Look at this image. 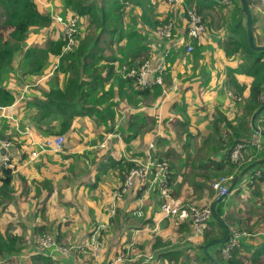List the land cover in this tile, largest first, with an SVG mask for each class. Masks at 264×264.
Returning a JSON list of instances; mask_svg holds the SVG:
<instances>
[{"label": "crops", "instance_id": "0c3cea01", "mask_svg": "<svg viewBox=\"0 0 264 264\" xmlns=\"http://www.w3.org/2000/svg\"><path fill=\"white\" fill-rule=\"evenodd\" d=\"M36 1L41 6L40 9L44 8L49 12L52 23L42 30L28 28L21 51L11 65L3 70L0 77V89L11 92L15 98L10 106L5 107L4 116L0 118V131L4 133V139L10 142L7 152L11 154L12 164L10 199L0 202V233L14 241L17 252L11 258L13 261L20 260V263H23L32 256H45L54 264L65 260L68 261L67 264H91L79 261L80 256L87 257L82 254H88L96 263L101 259L103 252L99 256L95 254L90 241L86 238L87 232L77 241L74 239L69 243H61L60 239L72 223L85 224L88 227L104 223L106 228L101 230L104 232L101 246L109 253L116 251L120 246L125 248V259L131 260V264H141L142 262L138 261L139 257L147 264H168L165 256L156 257L155 253L152 254L148 244L155 236H159L164 241L173 240L177 242L174 246H179L181 242L178 232L183 229V223L180 230L177 231L175 227L185 217L178 214V217L174 216L175 221L170 217L162 218L154 186L147 189V184H142L140 188L135 185L132 190L116 198L119 213L117 217L105 216L102 205L112 202L118 186L121 185L117 163L121 159L132 161L136 166L143 163L148 156V145L152 140L156 152L167 160L165 162L169 169L170 195L177 210L182 209L183 204L206 205L214 200L213 192L205 186L206 175L211 180L232 174L234 179L231 191L239 186L243 178L240 174L241 168L227 173L223 152L210 153L209 157L199 155L207 154L206 148L212 145L208 140L212 135V118L217 115L221 119L220 115H223L227 121H231L225 111L233 107L235 114L240 112L244 97L248 94V88H245L237 99L229 97L231 96L229 92L236 93V90L228 79L227 70L238 63L226 57L223 52L230 34L229 14L234 5L240 6L239 0L222 3L225 6H222L219 0H204L201 16L205 18L206 34L202 41L191 42L193 50L189 53L185 51V46L181 42L187 41L185 12L191 8L185 0L173 5L168 4L167 0L166 2L129 0L130 8L133 7L132 3H138L131 14L124 16L123 21L126 25L130 24L132 20L130 17L134 16L139 31L147 32L150 29L147 23L142 21L141 16L137 15L143 9L145 17L152 21H161L167 10L172 15L168 21L173 24L169 39H162L156 35L155 37L159 38L157 40L148 35L143 43L148 49L145 53L146 59L153 66L158 65L160 55L169 50L163 85H156L161 87L160 96L151 102L141 101L140 107L134 109L130 108L123 98L114 96L110 98L116 103L110 108L114 113L112 121L104 124L101 118L94 115L76 117L70 132L65 136L61 152L55 153L46 149L40 151L37 158L26 162L30 152L47 137L45 129L54 131L59 129L58 121L49 119L41 123L39 130L35 129L32 123L35 109L29 105L33 99L40 98L42 93L48 92L51 87H63L64 80L55 70L56 60L50 61L47 64L48 68L43 69L41 73L29 74L24 61L25 52L34 46L44 48L50 39H58L62 35V23L68 19L76 17L79 33L84 32L88 24L86 14L70 16L72 12L70 10L66 12L64 0ZM96 1L97 4H101L95 7L96 15H99L103 0ZM93 2L95 3V0H87V3ZM151 9L154 11L151 12ZM261 9L259 5L250 9L254 18V29L264 28V9ZM4 19L5 12L0 6V26ZM2 35L7 37V32L2 31ZM102 37L108 41L106 34ZM122 41L125 42L124 39ZM120 44L122 48L127 46L126 42ZM109 49L117 51L115 44ZM108 52L107 50L105 55H108ZM143 56L142 54L136 57V62L143 63ZM219 68L226 69L225 77L221 76ZM236 82L248 86L250 79L237 75ZM235 101H239L237 106ZM128 114L129 117L134 115L138 118V124L132 122V130L137 131L136 135L129 134ZM263 116L264 110L255 120V130L259 128L256 125L258 118ZM147 128L150 130L146 131ZM25 129L29 130L26 135L22 133ZM14 133L17 137H10ZM216 137L214 135V138ZM8 138H15L14 143ZM261 142L264 145L262 134ZM219 165L223 167L221 172L214 171L213 168ZM254 167L258 168L256 164L251 168ZM20 211L26 213V217H22ZM65 211L69 212L68 217L64 216ZM77 211L81 216L77 215ZM183 213L185 214V211ZM173 225L174 228L171 230ZM153 226L158 227L152 231ZM106 230L112 232L115 238L108 239ZM45 231L49 236L56 237L57 244L67 246L72 244L76 247L82 245L83 251L72 248L73 252L68 256L59 255L58 260H52L49 257L50 249H43L38 243ZM83 242L87 243L84 245ZM19 250L21 252L16 256Z\"/></svg>", "mask_w": 264, "mask_h": 264}, {"label": "trees", "instance_id": "16d2710c", "mask_svg": "<svg viewBox=\"0 0 264 264\" xmlns=\"http://www.w3.org/2000/svg\"><path fill=\"white\" fill-rule=\"evenodd\" d=\"M164 1L166 2V0ZM185 1L191 8L194 7L197 10L202 22L205 24V18L201 16V8H204V0ZM64 2L66 12L67 10L72 12L70 16H82L83 14L88 16V19L86 18L88 24L84 32L79 33L77 31V46L71 51H63L66 38L60 35L56 40L50 39L44 48H36V46L29 48L25 52L24 61L28 66L27 72L29 74H39L43 69L48 68L47 64L50 61L56 60L55 70L63 77V87H51L48 92L42 93L40 98L33 99L29 106L35 109L32 121L35 129L39 130L44 120L58 121L59 129L57 131L45 129L44 133L47 137L62 135L66 139L65 136L70 132L72 123L76 117H83L85 115L91 117L94 115L95 117L101 118L104 124L107 121H112L114 113L110 108L116 103H113L110 98H114V96L123 98L132 109L140 107L141 101L151 102L160 96V86L140 87L136 84L134 78L118 74L117 68L115 69L113 63L118 60L122 62L120 63L121 65L126 66L127 71L130 69L137 70L142 61L136 62L135 58L142 54L145 56V53L148 52L147 47L143 44L147 40L148 35H151L150 38L153 37L159 40V38L155 37L157 29L171 20L172 15L167 10V13L161 21H152L145 17L144 9L140 13H137L138 17L141 16L142 21L146 22L150 27L147 31L149 33H147L143 30H138L139 27H136L134 16L130 17L132 19L130 24L126 25L123 21L124 16L131 14L138 2L132 3L133 7L130 8L129 0H103L99 15H96L95 7L97 8L101 4H97L96 0L95 3H87V0H64ZM247 2L250 9L259 4L257 0H247ZM38 4L36 0H0V6L5 12L4 22L0 26V77L3 70L11 65L16 55L21 51L28 28L42 30L51 25L52 19L49 12L44 8L40 9L41 6ZM153 11L151 9V12ZM251 18L254 42L256 36L253 31V14H251ZM228 28L230 29V34L228 35L223 52L226 57L238 63L235 67L230 66L228 68V79L235 87L236 95L239 96L242 94L245 88H248V94L244 97L245 99L241 105V110L237 114L238 118L234 117L231 121H227L223 115H220L221 119L217 115L212 118V135L208 138L212 145L206 148L205 152L207 154H199L200 156L205 155L209 157L210 153L223 152L227 173L236 170V165L232 164L229 160L230 149L238 142H248L252 139V135L255 133V120L262 110H264V50H253L249 46L247 42L245 16L239 5L232 7L229 14ZM2 31L7 32V37L2 35ZM103 34H106L108 41L102 37ZM123 39L127 45L125 48H122V44H120H125L122 41ZM113 44L116 45L117 51H111L109 55H105L106 51ZM144 56L143 61L147 60V56L145 58ZM237 75H243L249 78L250 83L248 86L237 83ZM106 83H108L107 87H105ZM14 100L15 98L11 92L0 89V106H10ZM259 109H261L259 114L254 117L251 124V118ZM127 119L129 134L136 135L137 131L132 130V122L134 121L138 124V118L134 115L129 117L128 114ZM233 121L235 125L232 124ZM219 123H222L223 130L220 129ZM257 125L264 127V124L261 123H257ZM258 129L261 130L259 140L263 145L261 142V134L264 137V128ZM148 130L150 129L147 128L146 131ZM214 135L217 137L214 138ZM222 135H225V137L222 138ZM10 137H17V135L14 133ZM4 138V133L0 131V139L6 140ZM10 140L14 143L15 138H11ZM247 150L248 156L245 157L247 162L243 163L240 169L242 171L240 174L243 178L239 186L245 179H250L252 182L247 184L245 188L236 191H231V189V195L229 194L226 202L225 200L227 198L224 199L223 197L217 201H214V199L212 202L206 204L211 207L212 212L207 222V227L201 236L202 241L198 244L194 241H189L187 246L182 247L181 245L183 244L174 246V244L164 241L161 237L155 236L152 242L148 244L152 254L155 253L156 257L165 256L168 264H243L244 255L249 254L250 256H247L245 259L250 264H257L258 258L264 255V192L260 190L264 187V149L258 150L256 146L250 145ZM156 151L155 146L156 157L160 161H165L166 159H163L162 154ZM254 164L258 168L254 167L252 169L251 167ZM134 166H136L134 162L124 159H121L117 163L121 185ZM221 169L223 167L220 165L213 168L216 172H221ZM256 170L260 171L258 175H255ZM213 175H216V173H213ZM204 179L206 189L209 188L212 191L211 183L215 178L210 180L206 175ZM11 181L12 172L10 168L0 169L1 203L10 199ZM120 186H118L117 191ZM245 189H248V193L250 192L249 196L258 198L254 200V198L247 197L246 201L251 200L247 209H243L244 205L238 202L237 196L242 191H246ZM157 196L159 199L158 192ZM234 200L236 201L237 207L234 211L228 210ZM225 207L227 209H224ZM189 208L190 206H185L176 212L174 211L175 213L172 212L168 215H164L159 208V214H161L162 218L170 217L174 221V216L178 217V214L180 217H185L179 221L181 223L175 228H177V231L180 230V225L183 223V229L178 232V235L185 234L192 236L193 232L189 219ZM102 209L105 216H108V210L106 208ZM117 209L115 208V217L119 215ZM183 211H185L186 215ZM239 214L245 215L243 220ZM252 217H255L253 223L251 221ZM154 221L153 223H155ZM98 224H95V226ZM158 226H153L152 231L157 229ZM233 227L244 231L246 236L240 241L238 240V245L233 247L229 252V257L224 259L221 255L220 248H223L224 243L228 239L230 228ZM103 233L100 231L98 235L97 239L100 242L103 240ZM257 235H261L259 240L256 238ZM53 238L55 239L56 237ZM211 248L212 251H210ZM16 252L17 249L14 241L0 233V258H7L5 264H11L13 262L11 256ZM20 252L19 250L16 256ZM67 263L68 261L65 260L62 263L55 264ZM20 264L54 263L45 256H32L31 259L29 258L28 261Z\"/></svg>", "mask_w": 264, "mask_h": 264}, {"label": "built area", "instance_id": "2783aa9c", "mask_svg": "<svg viewBox=\"0 0 264 264\" xmlns=\"http://www.w3.org/2000/svg\"><path fill=\"white\" fill-rule=\"evenodd\" d=\"M229 0H219L221 4H227ZM264 3V0H262ZM168 4H177L180 0H167ZM187 16V27H186V38L187 41L181 40L185 46V51L187 53L193 50L192 41L200 42L203 40L206 34V26L202 22V19L198 12L194 8H189L186 11ZM63 30L62 36L66 38V43L63 48V51H71L75 46H77L76 34L78 33L76 17L66 20L62 23ZM173 30V24L167 22L156 32V35L162 39H169L171 37ZM169 50H166L163 54L160 55L159 64L153 66L152 63L148 60L144 61L137 70L125 69V74L123 76L134 78L138 86L152 87L156 85H163V78L166 74V60L168 57ZM127 71V73H126ZM5 107L0 106V118L4 116ZM257 123L264 124V116L258 118ZM261 130H255V135L257 139L252 140L250 145L256 146L258 150L262 149L259 136ZM65 143V138L62 135L45 137L42 139L39 144L30 152L29 157L26 162L32 161L37 158L40 154V151L51 150L52 152L58 153L61 152ZM10 146L8 140L0 139V149L3 150V153H0V169L11 168V154L7 152V149ZM247 149V142H238L236 143L229 152V160L232 164L236 165V170H239L243 163L245 162V157H243L244 151ZM148 156L146 160L137 164V166L131 168L128 175L125 177L122 185L115 193V196L119 197L124 193L132 190L135 185L137 188H140L142 184H147V189L151 186H154L159 195L160 200V210L164 215H168L177 210L175 201L170 195V185H169V169L165 161H160L155 156V145L152 140L148 145ZM260 171L256 170L255 175H258ZM234 176L232 174L222 175L211 183V189L214 194L215 201L226 197L230 194L231 183L233 182ZM246 184L251 183L252 181L246 180ZM115 201V197H114ZM114 207H112L108 212V217L114 216ZM211 207L209 205L202 206H190L189 208V219L191 221V227L193 235L191 238H196L202 236L203 232L207 227V222L211 216ZM105 229L104 223L98 224L96 230L101 231ZM96 231V232H97ZM246 236L244 231H240L237 228H230L229 236L227 241L224 243L223 248H220L221 255L224 259L229 257L230 250L237 246L239 241ZM51 237V236H49ZM52 238V237H51ZM50 238V239H51ZM52 240V239H51ZM239 240V241H238ZM41 245L45 249H50L49 257L56 261L55 258L59 257L60 252L56 251L55 245L47 238H42L40 240ZM92 248L97 255L101 249V242L98 239L91 241ZM58 260V259H57ZM6 258H0V264H5ZM16 264H20V260H14ZM13 261V262H14Z\"/></svg>", "mask_w": 264, "mask_h": 264}, {"label": "rangeland", "instance_id": "374dc122", "mask_svg": "<svg viewBox=\"0 0 264 264\" xmlns=\"http://www.w3.org/2000/svg\"><path fill=\"white\" fill-rule=\"evenodd\" d=\"M258 1V5L260 6V8H262V9H264V3H263V1L262 0H257ZM261 9V10H262ZM263 12H264V10H263ZM254 32H255V36H256V39L254 40V43L256 44V45H258V46H264V28H262V29H260V28H255L254 29ZM108 55L111 53V50L110 49H108ZM117 63L115 64V63H113V65L115 66V69L117 68V71H118V74H120V75H122L123 74V72L125 71V69H126V66H124V65H121L120 63H122V62H119V61H116ZM121 65V66H120ZM226 67V66H225ZM225 67H223V68H225ZM223 68H219V73L221 74V76L222 77H225V73H226V69H224L223 70ZM108 86V83H106L105 84V87H107ZM229 95H231V96H229V97H232V98H238L239 96L238 95H236L233 91H231V92H229ZM241 98V97H240ZM238 102L239 101H235V103H236V106L238 105ZM263 108V107H262ZM261 108V109H262ZM261 109H259V110H261ZM259 110H258V112H259ZM257 112V111H256ZM255 112V113H256ZM225 113L228 115V119H233L234 117H237L238 118V116H237V114H235V110L233 109V107H232V109H229V110H227V111H225ZM235 121V120H234ZM251 121H252V119H251ZM250 121V122H251ZM233 125H235V122H233L232 123ZM252 124V123H251ZM257 125V124H256ZM260 129H263L264 127L263 126H260V125H257ZM220 129L221 130H223V125H222V123H220ZM28 132H29V130L28 129H25V130H23V134L24 135H26V134H28ZM225 137V135H222V138H224ZM255 139H257L258 140V138L255 136V135H252V139H250L248 142H247V149H248V147H250V143H251V141L252 140H255ZM261 146L263 147L262 149H264V145H262L261 144ZM245 150L244 151V153H243V157H247L248 156V150ZM216 179V178H215ZM214 179V180H215ZM213 180V181H214ZM212 181V182H213ZM247 184H249V183H247ZM246 182L245 181H243L242 183H241V185L240 186H238L234 191H236V190H239V189H241V188H245L246 187ZM264 186V185H263ZM246 191H242V193H239L237 196H238V202H240V203H242V205H244V207H243V209H247L248 207H249V204L251 203V200H247L246 201V198L247 197H249V198H254V200H257L258 198L257 197H254V196H249V194H250V192L248 193V189H245ZM260 190H262L263 192H264V187H262ZM145 195V194H144ZM231 195V194H230ZM143 196V195H142ZM114 197H116L115 195H114ZM118 197V196H117ZM261 197H263L262 195H261ZM211 198H212V196H211ZM184 205V206H183ZM182 206H183V208L185 207V206H192V205H194V204H192V205H188V204H183ZM194 206H202V204L201 205H194ZM102 207L103 208H106L107 210H108V212H109V210L112 208V207H114V211H115V208H116V202L114 201V198H113V200H112V202H107V203H105L104 205H102ZM237 207V205H236V201L234 200L233 201V203L230 205V209H228V210H232V211H234L235 210V208ZM73 208V207H72ZM176 208H177V206H176ZM21 212V211H20ZM73 212V209L71 210V212H70V216H71V213ZM22 213V212H21ZM23 214V216L22 217H26V213L24 214V213H22ZM77 215L78 216H81V214H80V212L79 211H77ZM239 215H241V219L243 220L244 219V217H245V215H243V214H239ZM64 216L65 217H68L69 216V212H67L66 213V211L64 212ZM255 220V217H252V223H253V221ZM62 221H65V220H62ZM77 224V223H76ZM95 224H93V225H90L89 227L88 226H86L85 224H77V225H73V223H72V225L71 226H69V228L66 230L67 232L64 234V236L60 239V242L62 243V242H64V243H69V242H72V240H74V241H77V240H79V239H81L84 235H85V233L87 234V239L90 241V243H91V241L92 240H94V239H97L98 238V235H99V233H100V230L99 231H97L96 230V228H97V225L95 226ZM105 228H106V226H105ZM173 228H174V225L171 227V230H173ZM97 231V232H96ZM107 231V236H108V239H112V238H115V235H114V237H113V234H112V232H110V231H108V230H106ZM172 236V235H171ZM187 235H181V236H178V238H179V240H180V242H181V244H183V245H181L182 247H184V246H187L188 244H189V241H196V244H198L200 241H201V236H198V237H196V238H191L190 236H187ZM42 238H47V239H49L54 245H55V249H56V251H59L60 252V256H68L69 254H70V252L72 253L73 251H72V248H76L75 250H78V251H80V252H82L83 251V246L82 245H77V247L75 246V245H69V246H67V245H64V244H57L56 243V238L54 239V238H51V237H49V235H48V233H47V231H45L43 234H42V236L39 238V244L41 245V243H40V240L42 239ZM52 240H51V239ZM172 238V237H171ZM256 238L259 240L260 238H261V235H257L256 236ZM115 240V239H114ZM183 241V242H182ZM115 242H116V240H115ZM167 242H169L170 244H175V243H177V242H174L173 240H169V241H167ZM85 243H87V242H83L82 244H84L85 245ZM133 245H135V244H133ZM41 247L43 248V246L41 245ZM133 247V246H132ZM106 248H107V246H106ZM43 249H45V248H43ZM131 249H133V248H130V250ZM140 251V250H139ZM103 252V253H102ZM102 253V256H101V259L99 260V261H97L96 263L94 262V260H92V259H90L89 258V255L88 254H82V255H85V256H87V257H81L80 256V258H79V261H83V262H86V263H91V264H114V263H121V264H131V260H128V259H125V256H126V253H125V248H120V246H119V249H117L116 251H112V253L110 252L109 253V251H107V250H105V248L103 247V246H101V249L99 250V253H98V256L100 255ZM247 256H250L249 254H246V255H244V257H243V264H250V262L247 260V259H245ZM59 258V257H58ZM55 260H57L56 258H55ZM138 261H139V263H141V264H147L145 261H144V259H142V258H140L139 257V259H138ZM147 261H149V260H147ZM11 264H16V262L14 261V262H12ZM257 264H264V255H261L260 256V258H258V262H257Z\"/></svg>", "mask_w": 264, "mask_h": 264}, {"label": "water", "instance_id": "95a60500", "mask_svg": "<svg viewBox=\"0 0 264 264\" xmlns=\"http://www.w3.org/2000/svg\"><path fill=\"white\" fill-rule=\"evenodd\" d=\"M239 2H240V7H241V9L244 13V16H245L247 42H248L249 46L253 50H264V46H257L253 42L252 18H251V12H250V8H249V4H248L247 0H239ZM259 112H260V110H259ZM259 112L257 111L254 114V116L252 117V121H253L254 117L259 114ZM0 153H3V150L0 149Z\"/></svg>", "mask_w": 264, "mask_h": 264}]
</instances>
